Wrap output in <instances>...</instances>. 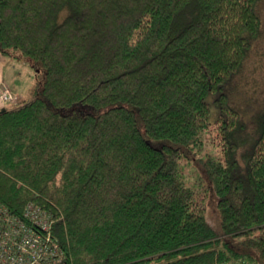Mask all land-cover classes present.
<instances>
[{
    "label": "trees",
    "instance_id": "16d2710c",
    "mask_svg": "<svg viewBox=\"0 0 264 264\" xmlns=\"http://www.w3.org/2000/svg\"><path fill=\"white\" fill-rule=\"evenodd\" d=\"M261 1L0 0L37 76L0 113V200L53 214L60 264H264V110L227 92Z\"/></svg>",
    "mask_w": 264,
    "mask_h": 264
},
{
    "label": "built area",
    "instance_id": "2783aa9c",
    "mask_svg": "<svg viewBox=\"0 0 264 264\" xmlns=\"http://www.w3.org/2000/svg\"><path fill=\"white\" fill-rule=\"evenodd\" d=\"M0 99L3 104L18 102L13 90L5 86ZM53 214L33 203L21 212L13 211L0 200V264H60L65 250L54 232ZM218 264H252L246 259Z\"/></svg>",
    "mask_w": 264,
    "mask_h": 264
},
{
    "label": "rangeland",
    "instance_id": "374dc122",
    "mask_svg": "<svg viewBox=\"0 0 264 264\" xmlns=\"http://www.w3.org/2000/svg\"><path fill=\"white\" fill-rule=\"evenodd\" d=\"M258 10L262 18L261 35L254 40L242 71L227 86L232 104L240 110L243 118L250 123V126L254 125L257 115L264 110V0L260 2ZM18 62L13 65L14 68L9 66L8 77L5 76L7 81L1 84V91L5 86H8L19 99L17 103L10 104L11 106L18 105L25 98L31 97V88L35 85L37 77L32 67ZM216 115L217 111H215L214 119ZM214 134H216L215 130ZM196 169V164L190 165L188 163L186 167L187 175H192V182L199 178ZM216 202V198L211 195L209 197L208 216L215 225L219 223Z\"/></svg>",
    "mask_w": 264,
    "mask_h": 264
},
{
    "label": "crops",
    "instance_id": "0c3cea01",
    "mask_svg": "<svg viewBox=\"0 0 264 264\" xmlns=\"http://www.w3.org/2000/svg\"><path fill=\"white\" fill-rule=\"evenodd\" d=\"M18 61L22 62L25 65H29L28 63L23 61L21 58H19V56H17V55L16 56L15 55H6V54H3L0 52V94L2 92L1 91V87H2L1 84L4 81H7V79H5V76H6V78L8 77L7 70L9 68V66H12V68H14L13 65H15V63H19ZM31 90H32V88H31ZM9 106H11V105L3 104L1 99H0V110L7 108Z\"/></svg>",
    "mask_w": 264,
    "mask_h": 264
},
{
    "label": "water",
    "instance_id": "95a60500",
    "mask_svg": "<svg viewBox=\"0 0 264 264\" xmlns=\"http://www.w3.org/2000/svg\"><path fill=\"white\" fill-rule=\"evenodd\" d=\"M5 111V109H2V110H0V113H2V112H4Z\"/></svg>",
    "mask_w": 264,
    "mask_h": 264
}]
</instances>
